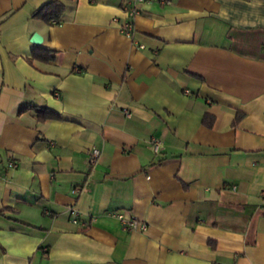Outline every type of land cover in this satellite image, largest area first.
I'll use <instances>...</instances> for the list:
<instances>
[{"label":"crops","instance_id":"0c3cea01","mask_svg":"<svg viewBox=\"0 0 264 264\" xmlns=\"http://www.w3.org/2000/svg\"><path fill=\"white\" fill-rule=\"evenodd\" d=\"M50 1L0 0V264H264V0Z\"/></svg>","mask_w":264,"mask_h":264},{"label":"trees","instance_id":"16d2710c","mask_svg":"<svg viewBox=\"0 0 264 264\" xmlns=\"http://www.w3.org/2000/svg\"><path fill=\"white\" fill-rule=\"evenodd\" d=\"M89 1H92V0H89ZM64 12H65V5L61 0H51L47 4L42 5V7L34 13L33 17L40 20L45 25H59L62 22V17H63ZM33 56L35 58L40 59L41 61L52 60V57L49 53H45L44 55H42L41 53H34ZM37 117L40 120H61L62 119L57 114L51 111L50 112L46 111V110H39ZM240 118H241V115H238L234 120V124H236V122H238ZM202 122L207 128H212L214 119L209 114L208 115L206 114L203 117Z\"/></svg>","mask_w":264,"mask_h":264},{"label":"built area","instance_id":"2783aa9c","mask_svg":"<svg viewBox=\"0 0 264 264\" xmlns=\"http://www.w3.org/2000/svg\"><path fill=\"white\" fill-rule=\"evenodd\" d=\"M141 3H146V4H159V5H170L171 1L170 0H135L134 4H141ZM129 25H126V27H128ZM123 29H125L123 27ZM159 145L157 140H153L152 141V146L154 147V151L157 148V146ZM99 156V151L97 149H92L89 155V163L91 165L95 164L97 161V158ZM9 167H14L13 163L9 164ZM71 222L75 225L79 223L78 220V215L76 212H74V210L71 211ZM114 217H116L119 221L120 224L122 226V228L124 230H128V231H141L144 232L147 229V225L146 223H143V221L137 220L135 218L130 217L126 218L124 217V215L122 214H115ZM83 225H86V223H83Z\"/></svg>","mask_w":264,"mask_h":264},{"label":"water","instance_id":"95a60500","mask_svg":"<svg viewBox=\"0 0 264 264\" xmlns=\"http://www.w3.org/2000/svg\"><path fill=\"white\" fill-rule=\"evenodd\" d=\"M34 45H40L42 43V37L40 34L34 33L30 39Z\"/></svg>","mask_w":264,"mask_h":264}]
</instances>
